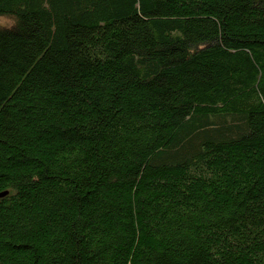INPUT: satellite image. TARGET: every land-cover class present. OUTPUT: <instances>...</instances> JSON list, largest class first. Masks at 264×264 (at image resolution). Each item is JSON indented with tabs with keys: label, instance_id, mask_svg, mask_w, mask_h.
Listing matches in <instances>:
<instances>
[{
	"label": "trees",
	"instance_id": "obj_1",
	"mask_svg": "<svg viewBox=\"0 0 264 264\" xmlns=\"http://www.w3.org/2000/svg\"><path fill=\"white\" fill-rule=\"evenodd\" d=\"M0 17V264H264V0Z\"/></svg>",
	"mask_w": 264,
	"mask_h": 264
},
{
	"label": "rangeland",
	"instance_id": "obj_2",
	"mask_svg": "<svg viewBox=\"0 0 264 264\" xmlns=\"http://www.w3.org/2000/svg\"><path fill=\"white\" fill-rule=\"evenodd\" d=\"M12 24V20L0 17V27H8Z\"/></svg>",
	"mask_w": 264,
	"mask_h": 264
},
{
	"label": "water",
	"instance_id": "obj_3",
	"mask_svg": "<svg viewBox=\"0 0 264 264\" xmlns=\"http://www.w3.org/2000/svg\"><path fill=\"white\" fill-rule=\"evenodd\" d=\"M7 195V193L5 192V193H2V194H0V198H2V197H4V196H6Z\"/></svg>",
	"mask_w": 264,
	"mask_h": 264
},
{
	"label": "bare ground",
	"instance_id": "obj_4",
	"mask_svg": "<svg viewBox=\"0 0 264 264\" xmlns=\"http://www.w3.org/2000/svg\"><path fill=\"white\" fill-rule=\"evenodd\" d=\"M8 194V193H7Z\"/></svg>",
	"mask_w": 264,
	"mask_h": 264
}]
</instances>
